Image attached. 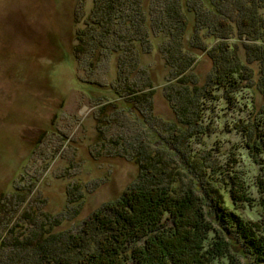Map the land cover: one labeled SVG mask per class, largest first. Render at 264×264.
<instances>
[{
    "label": "rangeland",
    "instance_id": "rangeland-1",
    "mask_svg": "<svg viewBox=\"0 0 264 264\" xmlns=\"http://www.w3.org/2000/svg\"><path fill=\"white\" fill-rule=\"evenodd\" d=\"M92 6L93 0H0V264H45L44 253L58 248L39 246V238L60 240L66 252L69 237H87L94 213L163 170L171 175H162L164 186L205 196L214 227L236 237L242 264H257L242 231L219 219L216 206L259 224L264 237V151L251 149L245 129L264 96L243 82L240 90L202 99L196 90L213 70L207 52L216 40L203 43L205 52L192 49L199 56L192 82L171 76L161 38L133 50L137 64L125 71L113 42L75 58ZM133 88L143 89L139 95L150 104L138 103ZM194 95L199 133L173 141V133H186L176 112L181 97ZM233 190L247 199L237 200Z\"/></svg>",
    "mask_w": 264,
    "mask_h": 264
},
{
    "label": "trees",
    "instance_id": "trees-1",
    "mask_svg": "<svg viewBox=\"0 0 264 264\" xmlns=\"http://www.w3.org/2000/svg\"><path fill=\"white\" fill-rule=\"evenodd\" d=\"M148 4L145 0H93L86 31L74 49L75 58L93 54L95 49L113 42V52L125 56L119 65L125 71V66L137 64L138 53L133 50L161 38V52L171 76L192 82L189 71L199 57L192 49L205 52L203 43L216 40L207 52L213 70L203 89L196 90H200L202 99L219 89L240 90L243 82H247V89L264 96V0H150ZM242 38L251 43H236ZM123 46L128 48L124 50ZM256 63H260L258 73L253 67ZM130 92L138 96L143 89L133 88ZM196 97H181L184 103L176 112L186 133H173V141L191 139L199 133ZM150 99L143 94L135 100L149 105ZM249 122L245 129L253 144L251 149L264 151V107ZM157 173L159 177L155 174L154 180L129 188L120 201L94 213L86 222L87 237H69L67 253L59 239L51 242L39 238L35 242L39 246L58 248L44 253L45 264H242L237 255L240 248L232 244L236 237L229 234L225 238L214 227L205 209V196L199 197L192 188L179 193L164 186L162 175H171L164 170ZM238 198L247 199L240 194ZM216 211H220L216 215L219 219L242 231L257 264H264V237L258 234L262 230L259 224L248 225L221 204ZM60 254L65 255L57 256ZM68 254L72 258L66 261Z\"/></svg>",
    "mask_w": 264,
    "mask_h": 264
}]
</instances>
